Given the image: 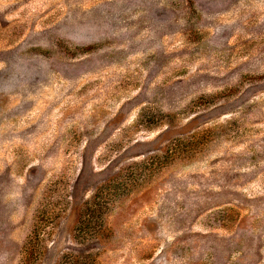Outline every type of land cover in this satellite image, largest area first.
<instances>
[{"label": "rangeland", "instance_id": "rangeland-1", "mask_svg": "<svg viewBox=\"0 0 264 264\" xmlns=\"http://www.w3.org/2000/svg\"><path fill=\"white\" fill-rule=\"evenodd\" d=\"M0 264H264V0H0Z\"/></svg>", "mask_w": 264, "mask_h": 264}, {"label": "trees", "instance_id": "trees-1", "mask_svg": "<svg viewBox=\"0 0 264 264\" xmlns=\"http://www.w3.org/2000/svg\"><path fill=\"white\" fill-rule=\"evenodd\" d=\"M27 259L35 260L36 259V255L33 254V252H30L29 254L27 253Z\"/></svg>", "mask_w": 264, "mask_h": 264}]
</instances>
